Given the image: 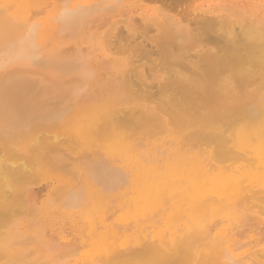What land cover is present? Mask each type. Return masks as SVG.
<instances>
[{
	"label": "bare ground",
	"instance_id": "obj_1",
	"mask_svg": "<svg viewBox=\"0 0 264 264\" xmlns=\"http://www.w3.org/2000/svg\"><path fill=\"white\" fill-rule=\"evenodd\" d=\"M164 1L0 0V264L80 253L56 209L103 230L114 214L119 246L149 214L158 232L128 248L148 264L261 253L235 246L241 208L264 202V0L250 15L182 0L188 28Z\"/></svg>",
	"mask_w": 264,
	"mask_h": 264
},
{
	"label": "rangeland",
	"instance_id": "obj_2",
	"mask_svg": "<svg viewBox=\"0 0 264 264\" xmlns=\"http://www.w3.org/2000/svg\"><path fill=\"white\" fill-rule=\"evenodd\" d=\"M177 1V2H176ZM180 1V2H179ZM209 1V0H208ZM211 2V5H216L215 7H214V9H216V11L217 12H221L223 9H222V7L224 8V10H226L228 7H230V8H233V9H237V10H240L239 12H241V13H246L247 15H250V13H253V12H257V13H259L260 12V0H210ZM166 2V3H165ZM169 2V3H168ZM171 2V3H170ZM179 2V3H178ZM173 3V4H172ZM184 3H186V4H184ZM217 3V4H216ZM150 4L152 5V6H157L158 4L157 3H155V2H150ZM170 5V7H169V5ZM164 8H165V11H166V13L169 15V16H172L175 20H178V21H181V22H184V24L182 23V25H184L186 28H188V27H191L190 26V20H187V19H185L184 17H182V16H184V14L182 13L184 10L187 12V10H188V12H191L192 11V9H193V7L190 9L189 7H190V2H187V1H182V0H173V2H172V0H166V1H164ZM189 5V6H188ZM174 6V7H173ZM182 6V7H181ZM168 7V8H167ZM184 7H185V9H184ZM175 8V9H174ZM181 8H182V11H181ZM226 8V9H225ZM245 8V9H244ZM171 9V10H170ZM184 9V10H183ZM187 9V10H186ZM191 11H190V10ZM174 11V12H173ZM184 11V13H186ZM178 12L180 13H182L181 15L182 16H180V15H178ZM188 14H191V13H187V15ZM179 17V18H178ZM187 22H189V23H187ZM194 26V25H193ZM260 172H261V169H260ZM261 179V182H260V192H263V190H264V179H262V178H260ZM255 201L258 203H260L261 204V202L263 203V206H262V204L261 205H259V204H257L256 202V206H254V201L253 200H249V201H247L246 202V206L245 207H242L241 208V210H240V212L242 213V216H243V221H241L242 222V226L239 228V230L241 231L242 230V234L240 235V239H241V241L240 242H243V244H241V243H239L238 245H236L235 247L236 248H239V247H237V246H240V245H243V247L241 248V249H244V248H249V249H251L250 251H253V250H256V249H259V248H261V249H264L263 247H264V211H263V209H264V202H263V200H256L255 199ZM104 202H105V204L103 203V206H102V203L100 202L99 204H98V208L100 207V209H99V211H102L101 209H104L105 208V210L108 208H111L110 207V205L112 206L113 204L112 203H110L109 202V204H108V199H106V200H104ZM250 202H252L253 203V205H251L252 203H250ZM107 203V204H106ZM250 203V204H249ZM101 204V205H100ZM100 205V206H99ZM107 205V206H106ZM259 205V207H257ZM250 206V207H249ZM251 206H252V208H251ZM254 206V207H253ZM262 207V208H261ZM254 208V209H253ZM258 208V209H257ZM259 208H261L262 209V211L259 209ZM245 209H247V210H245ZM110 210V209H109ZM108 210V211H109ZM253 212V210H254V212L252 213L251 211ZM246 211V212H245ZM255 211H258V212H255ZM252 214H251V213ZM261 212H263V213H261ZM248 215H246V214ZM99 212L96 214H91L90 213V216H89V219H88V217H85V213H77V214H72V213H68V212H66V211H64V210H59V209H56V210H53V212H52V214L50 215V217L52 218V219H54V222L52 223L53 225H52V227L51 228H53V229H55V228H57L60 232H61V234L64 236V237H66V239H69V240H71L70 242H71V244H72V246H78L79 248H80V250H81V252L80 253H77V254H75V252H74V254L73 255H71V256H69V258H67V262H66V264H84V259H83V256H84V258H85V262L87 261V257H88V255H89V259L90 260H88L87 262H88V264H107L108 262V264H119L120 262H124V264H126V263H128V262H130V263H128V264H133V262L136 264V262H137V264H148L149 262L146 260V259H144V258H139V257H137V256H135L134 254H129V247H134V248H139L141 245H140V242L143 240V238H145L146 237V234L147 233H149V231H150V233H157L158 232V229H159V225H158V223H155V222H153L152 221V219H150V220H147V218H148V215L149 214H147V215H141V216H134V218H133V220H136L137 222H138V225L137 226H134V228H130L129 230H128V232H127V234L129 235L128 237H126L125 239H123V240H121L120 241V246L117 244V241L114 239L115 237L114 236H116L115 235V233H114V230L112 229V223L115 221L114 219H112V217H117V216H114V214L112 215V213H111V217L109 218V220H108V225H109V228H104V230L102 229L103 227H101L100 226V223H99ZM152 213H150V215H151ZM245 214V215H244ZM254 214V215H253ZM261 214V215H260ZM55 215V216H54ZM81 215V216H80ZM251 215V217L249 218V216ZM256 215V216H255ZM92 216V217H91ZM96 216H98L97 217V220H96ZM139 217V218H138ZM253 217V218H252ZM72 218V219H71ZM127 218V217H126ZM136 218V219H135ZM142 218V219H141ZM252 218V219H251ZM255 218V219H254ZM85 219V220H84ZM112 219V220H111ZM144 219H145V221H144ZM250 219V220H249ZM78 220V221H77ZM83 220V221H82ZM87 220V221H86ZM92 220V221H91ZM126 220V219H125ZM130 220H132V219H130ZM132 220V221H133ZM244 220H247V221H244ZM81 221H82V223H81ZM96 221V222H95ZM98 221V222H97ZM123 221V220H122ZM87 224H86V223ZM91 222V223H90ZM95 222V223H94ZM143 222V223H142ZM245 222V223H244ZM248 224H247V223ZM126 224H127V222H125ZM72 224V225H71ZM80 226H78V225ZM94 224H95V226L97 225V228L94 226ZM244 224H246V225H244ZM253 224V225H252ZM255 224V225H254ZM77 225V226H76ZM90 225V226H89ZM140 225V226H139ZM142 225H144L145 226V228H144V226L142 227L143 228V230H142V228H141V226ZM148 225V226H147ZM55 226V227H54ZM57 226V227H56ZM73 226V227H72ZM82 226H83V228H82ZM110 226H111V228H110ZM140 228H139V227ZM151 226V227H150ZM156 226V227H155ZM252 226V227H251ZM72 227V228H71ZM89 227H91L90 229H89ZM95 227V228H94ZM113 227H114V225H113ZM251 227V228H250ZM138 228L139 229H141L140 231L138 230ZM74 229V230H73ZM93 229V230H92ZM111 229L113 230V231H111ZM137 229V230H136ZM88 230V231H87ZM101 230V231H100ZM103 230V231H102ZM132 230V231H131ZM256 230V231H255ZM263 230V231H262ZM71 231V232H70ZM84 231H87L86 232V234H85V232ZM93 231H94V233H93ZM97 231V232H96ZM107 231V232H106ZM143 231V232H142ZM262 231V232H261ZM64 232V233H63ZM81 232V233H80ZM133 232V233H132ZM139 232V233H138ZM245 232V233H244ZM258 232V233H257ZM66 233V234H65ZM71 233V234H70ZM76 234V235H74V234ZM91 233V234H90ZM98 233V234H97ZM132 233V234H131ZM65 234V235H64ZM81 234V235H80ZM85 234V236H83ZM89 234V235H88ZM135 234V235H134ZM73 237H72V236ZM78 235H80V236H78ZM110 237H109V236ZM103 236V237H102ZM78 237V238H77ZM84 237H86V241H85V238ZM246 237V238H245ZM83 238V239H82ZM96 238H98V239H96ZM109 238H111V239H109ZM263 238V239H262ZM105 239H107L108 241L106 242L105 241ZM114 239V240H113ZM135 239V240H134ZM96 240V241H95ZM134 240V241H133ZM137 240V241H136ZM249 240H251V241H249ZM262 240V241H261ZM76 241V242H75ZM92 241H94L95 243H97V244H95L94 242H93V245H92ZM104 241V242H103ZM249 241V242H248ZM261 241V242H260ZM87 242V243H86ZM106 242V243H105ZM113 242V243H112ZM245 242H247V243H245ZM81 243V244H80ZM100 244V246H99V244ZM202 243V244H201ZM203 243H205V244H203ZM207 240H205V241H203V242H200V243H198L200 246H202L201 247V249H203V250H208V247L211 245L210 244V242L209 243H207ZM250 245H249V244ZM77 244V245H76ZM106 244V245H105ZM122 244H124V245H122ZM108 245V246H107ZM116 245V246H115ZM140 245V246H139ZM257 245V246H256ZM115 248V250H114V248ZM128 246V247H127ZM136 246V247H135ZM89 247H91V248H89ZM92 247H94V248H92ZM105 247V248H104ZM112 247V248H111ZM102 248V249H101ZM105 250H104V249ZM117 248V249H116ZM89 249V250H88ZM90 249H95L94 251L96 252H94L93 250H90ZM106 249H108L109 250V252H108V250L106 251ZM122 249H125V250H122ZM200 249V250H201ZM260 249V256L258 255V257L257 256H253L252 258L255 260V261H253L252 260V264L254 263H256V264H260L259 262L261 261L262 263L261 264H263L264 263V254L262 253V251H264V250H261ZM86 250H87V253H85L86 252ZM98 250V251H97ZM111 250V251H110ZM114 250V251H113ZM127 250V251H126ZM202 250V251H203ZM90 251H91V253H90ZM125 251H126V253H125ZM89 252V253H88ZM108 252V253H107ZM115 252V254H113ZM106 253V254H105ZM120 253V254H119ZM128 253V254H127ZM198 253V254H197ZM94 254H96V255H94ZM100 254V255H99ZM102 254H104V255H102ZM108 254V255H107ZM197 254V255H196ZM111 255H114V256H112L111 257ZM128 255V256H127ZM196 255V257H194ZM195 255L194 256H192V261L190 260L189 262H190V264H196L197 262V264H200V254H199V249H198V246H196V249H195ZM199 255V256H198ZM263 255V256H262ZM86 256V257H85ZM91 256H93V257H91ZM96 256H98V260H101V262L99 263V261H97V259H96ZM103 256H104V258L105 259H107V258H109V260H105L104 258H103ZM74 257V258H73ZM99 257H100V259H99ZM102 257V258H101ZM194 257V258H193ZM31 258H34L33 256H31ZM94 258V259H93ZM114 258V259H113ZM258 259L259 258V260H256V259ZM116 259V260H115ZM144 259V260H143ZM194 259V260H193ZM261 259V260H260ZM262 259H263V261H262ZM71 260V261H70ZM93 260V261H92ZM250 260V259H249ZM77 261H78V263H77ZM103 261V262H102ZM104 261H106V262H104ZM116 262V263H112V262ZM196 261V262H195ZM87 262H86V264H87ZM98 262V263H97ZM126 262V263H125ZM132 262V263H131ZM138 262H140V263H138ZM122 263H120V264H122ZM209 264H213V263H209Z\"/></svg>",
	"mask_w": 264,
	"mask_h": 264
}]
</instances>
